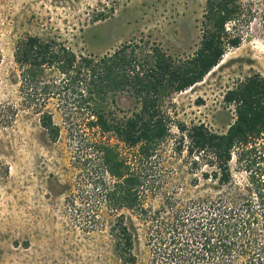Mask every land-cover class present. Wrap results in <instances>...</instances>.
<instances>
[{
	"label": "rangeland",
	"instance_id": "1",
	"mask_svg": "<svg viewBox=\"0 0 264 264\" xmlns=\"http://www.w3.org/2000/svg\"><path fill=\"white\" fill-rule=\"evenodd\" d=\"M240 2L238 19L226 24L230 34L242 36L239 46L227 47L202 81L164 103L175 137L144 166L141 202L165 221L195 200L229 196V187L204 176L209 167H196L184 148L175 150L180 139L174 125L203 123L224 132L235 118L225 93L246 77L264 81V0ZM204 5V0H0V264L122 263L110 232L117 211L101 201L86 172L79 170L78 156L85 147L69 136L54 101L48 109L61 127L56 140L37 114L19 105L13 59L17 41L27 34L57 35L75 53L92 55L135 42L183 57L199 43ZM114 98L120 114L136 106L127 94ZM238 152L230 161L232 182L260 214L256 185L264 180V132L249 142L247 152L240 157ZM121 213L133 233L135 264H160L149 239L153 219L142 221L127 209ZM262 223L257 217L254 227L257 243L264 247Z\"/></svg>",
	"mask_w": 264,
	"mask_h": 264
},
{
	"label": "trees",
	"instance_id": "2",
	"mask_svg": "<svg viewBox=\"0 0 264 264\" xmlns=\"http://www.w3.org/2000/svg\"><path fill=\"white\" fill-rule=\"evenodd\" d=\"M204 1L199 43L183 57L135 42H124L101 55L77 54L57 35L27 34L14 48L19 105L37 114L41 127L56 140L61 127L48 109L54 101L69 136L85 147L78 156L79 170L86 172L101 201L117 211L110 232L121 264L136 263L133 233L123 209L156 223L149 239L160 264H264V247L258 245L254 227L257 217L264 225V180L256 185L262 205L259 214L253 200L236 191L230 173L233 152L238 150L240 157L249 142L264 132L263 80L246 77L225 93L224 101L234 105L235 118L224 132L203 123L174 125L180 139L175 150L181 153L184 148L191 164L209 167L210 174L204 176L229 187V192L224 191L229 196L195 200L178 209L170 221L141 202L144 166L175 137L172 119L163 109L165 101L202 81L227 47L239 46L242 39L226 29L238 19L240 0ZM121 93L135 99L136 106L128 113L114 110V97Z\"/></svg>",
	"mask_w": 264,
	"mask_h": 264
}]
</instances>
